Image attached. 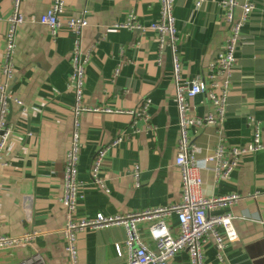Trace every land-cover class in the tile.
Returning <instances> with one entry per match:
<instances>
[{
  "label": "crops",
  "instance_id": "obj_1",
  "mask_svg": "<svg viewBox=\"0 0 264 264\" xmlns=\"http://www.w3.org/2000/svg\"><path fill=\"white\" fill-rule=\"evenodd\" d=\"M222 0H176L174 14L183 58L182 74L188 80L206 75L228 34ZM246 1V0H240ZM254 4L245 23L236 52L225 117L219 126L203 124L192 130L197 154L212 152L222 135L228 145L250 143L253 130L249 117L262 127L264 140V0ZM53 0H23L25 21L17 31L15 76L10 90L23 105L13 102L8 121L13 126L9 148L0 168V234L21 236L38 231L26 247L0 249V264H16L39 253L47 264H71L65 249L63 229L66 209L61 199L64 166L73 132L74 92L69 86L74 34L64 27L53 39L39 21ZM66 17L83 15L81 47L89 53L86 67L85 102L91 106L139 108L150 98V118L127 113H93L81 116L79 159V217L97 213L124 214L168 206L181 200L180 171L175 164L179 137L178 111L172 75L171 54L157 61V36L152 31L115 27L134 11L150 23L159 18V0H65ZM13 0H0V82L5 35ZM240 13V12H239ZM193 116L214 112L204 94L189 99ZM221 130V133L219 132ZM117 136L122 139L105 157L101 177L106 188L93 181V159L100 147ZM140 167V186L132 169ZM206 196L240 194L229 208L239 238L226 244L227 264H264V149L242 156L239 168L228 178L215 181L202 169ZM107 189V190H106ZM225 210L216 209L215 213ZM176 230L175 214L168 215ZM148 222L140 223L150 246ZM126 231L120 224L87 228L77 235L78 264H128ZM121 247V253L117 251ZM207 264H220L212 240L204 248ZM170 264H190L188 251L181 250Z\"/></svg>",
  "mask_w": 264,
  "mask_h": 264
},
{
  "label": "built area",
  "instance_id": "obj_2",
  "mask_svg": "<svg viewBox=\"0 0 264 264\" xmlns=\"http://www.w3.org/2000/svg\"><path fill=\"white\" fill-rule=\"evenodd\" d=\"M23 0H13L12 13L8 17V29L5 35L4 61L2 64V80L0 82V168L5 165L4 153L9 148L13 134V126L8 121V115L13 102L23 105V101L13 96L10 84L15 76L14 58L17 49V31L25 21L22 10ZM176 0H159V18L144 23L134 11H130L124 21L114 23L115 27L152 31L157 36V61L160 62L165 51L171 54L172 75L175 85V101L178 111L179 137L175 164L181 177V200L168 205L143 210L130 211L124 214L97 213L92 217H79L76 213L79 191V159L81 147V116L87 112L93 113H127L134 118L148 120L150 98H145L142 105L135 109L113 108L107 105L91 106L85 102L86 67L89 53L83 51L82 31L87 26V19L66 17L65 0H53L51 6L39 17L46 25L53 39L66 27L74 34L72 56V72L69 86L74 92L73 132L70 147L67 151L64 166V185L61 201L66 209V225L63 229L65 249L71 264H78L77 235L87 228L103 227L120 224L125 227V250L128 264H170L171 260L181 250H187L190 264H207L205 244L212 240L217 249V260L227 264L225 258L226 244L239 238L234 225V214L229 211L241 197L233 193L224 196H206L203 193V178L201 170H209L214 174L215 181L228 179L240 166L241 158L247 153L264 149L261 123L253 116L249 117V125L253 130L250 143L243 146L228 145L220 135L218 143L212 152L199 159L198 146L193 142L192 130L203 124H214L220 127L225 117L226 105L231 89V77L236 63V52L241 42L242 29L254 9L250 0H222L224 19L228 34L225 43L216 57L208 65L206 75L197 74L191 79H184L182 74L183 58L179 49V34L177 20L174 14ZM202 0H197V5ZM240 12V13H239ZM1 19V17H0ZM198 94H204L214 107V112L207 115L193 116L189 111V99ZM25 113L26 107L22 108ZM221 133V130H219ZM122 139L117 136L109 144L100 147L96 152L91 177L93 181L106 188L101 177L103 163L108 150ZM132 175L137 187L140 186V167L135 164ZM107 190V189H106ZM225 210L215 213L214 210ZM175 214L178 225L173 229L167 221L168 215ZM148 222V235L155 247L150 246L144 237L140 223ZM38 231H28L21 236L0 234V249L26 247L32 244ZM121 253V247L117 245ZM16 264H47L44 257L35 253Z\"/></svg>",
  "mask_w": 264,
  "mask_h": 264
}]
</instances>
